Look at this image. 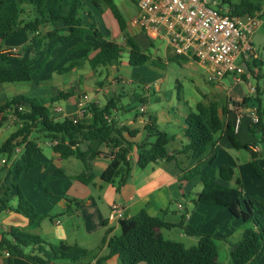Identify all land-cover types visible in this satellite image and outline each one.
Wrapping results in <instances>:
<instances>
[{"label": "crops", "instance_id": "obj_1", "mask_svg": "<svg viewBox=\"0 0 264 264\" xmlns=\"http://www.w3.org/2000/svg\"><path fill=\"white\" fill-rule=\"evenodd\" d=\"M90 1L94 6L93 9L88 8L83 3L86 12L90 13L103 35L106 36L105 29H107L110 32L109 39L113 40L115 34H117L115 37L118 34L122 36L110 13L100 6L96 0ZM25 11L30 13L28 15L29 20L33 19V14L30 12L31 8L26 7ZM136 13L137 9L133 4L129 19L128 21L125 20L126 33L131 36L130 32L132 31L133 36L131 37L138 44L141 51L151 58L153 64L154 61L161 62L160 59L162 58L158 54L160 50L154 46L153 42L145 41V36L132 24ZM58 28H60L59 25L41 26L38 32L45 34ZM258 28L264 30V17L261 18V25ZM38 32L25 31L10 39L0 41V53L10 56L9 61L4 65L10 69H18L25 65V68L36 71L37 75L29 84H34L33 86L38 89L34 90L35 88L32 87L28 90L30 93L24 95L16 93L19 89L16 86L0 85V107L4 102L15 96L37 98L45 101L38 96L39 92L49 85L55 86L52 88L53 94L47 97L46 102L54 100V103L49 107L57 106L63 109L64 116L56 119L57 122H62L67 117L75 116L76 99L82 94H89L92 98L99 100L97 106L99 109L107 104L112 106L113 109L109 117L111 121L119 127L134 132L132 137H129L127 133H123L124 139L132 144L127 155L131 170L128 181L119 190L116 189L115 184L104 183L101 176L112 160V150L107 147H100L101 155L92 161L94 179L88 185H84L75 179L83 170L81 161L74 157L60 158L53 151L49 140L44 138L41 141L39 138L38 145L41 152L37 159L40 165L22 174L18 184L24 175L26 177L29 175L28 183H32L34 186L39 184L41 192L38 191V193L40 195H49L59 199L57 202L58 211L54 213V218H50L47 213L41 212L38 219L30 222L28 218L14 211L17 205L11 208L9 203L7 207L2 206L0 203V242L3 234L8 233L11 229H18L41 237L49 245L55 246L64 243L68 246H78L77 241H72L76 225H78L77 229L82 231L80 239L83 244L90 243L93 240L98 241L100 244L106 232H111V235L119 233V222L110 220L112 209L119 208L125 220H129L139 212L144 211L150 217L159 218L167 224L181 225V227L169 230L161 229L158 233L162 237L163 231L170 233L173 229L179 230V233L174 235V238L177 239L166 240L180 243L183 241L191 242L189 247H192L197 245L198 238L196 234L199 233L211 235L217 241L226 243L227 238L230 236L229 233L234 230L227 228L228 221L231 219L230 215L221 207L197 204V195L202 191L200 177L197 176L187 182L182 179V176L196 166L202 171L211 166L214 168L228 166L234 171V178L231 181L234 179L238 182L242 181L243 169L238 168L241 166L238 165L242 155L241 152L244 151L248 154L243 166L248 165L252 169L250 165L251 155L245 150L233 149L226 137V126H234L238 117L240 121L238 131L234 132L235 137L241 145H247L252 152L256 149L254 153L258 155L259 167L264 172V157L260 155L263 153L264 147L259 143V135H254L249 131L252 125L251 116L256 114V106L248 104L245 107L240 106L235 111L231 107L232 102L237 103L244 98L253 97L255 90L252 93L250 89L254 87V89H259L261 108L264 109V58H260L255 51L256 59L245 64L242 63L245 72L242 81L237 82L232 74L226 75L222 80H214L203 66L190 57L175 56L163 49L161 53L165 65L170 61H175L178 65L191 69L198 65L208 73V91L200 93V102L190 103L186 100H180L178 95L175 98L171 95L168 99L155 96L161 89L158 84L163 83V80L159 77L155 81H148L146 85L137 86L132 79L133 74H135L133 71L135 67L129 66L127 59L125 61L120 60V65L117 67H101L92 71L89 60L97 53V44L91 38L62 44L60 40L65 35L61 34L58 39L46 43L43 55L33 52L31 39ZM78 44L86 46L84 49L74 51ZM150 50L153 51V55L149 53ZM254 61H256L255 64ZM72 64H75V66L71 71L62 72L64 68ZM127 67H131L132 70L128 71ZM120 68L125 69L123 70V72H126L125 76H123ZM68 74L69 77L65 78L64 75ZM54 75H57L56 79ZM226 77L231 78L233 85L226 86L224 84L223 81ZM49 78L50 80H48ZM125 86L126 88H124ZM61 88L62 91H60ZM32 91H36L35 94H32ZM11 93L12 96L9 95ZM60 95H63V97L58 98ZM210 103L217 104L222 129L212 135V143L207 146L200 160H194L191 152L184 150L188 143L184 136L185 119L190 112L195 111L198 104L208 106ZM183 106L184 108L181 109ZM140 108L144 110L142 113L139 112ZM87 117L91 120L90 115ZM151 119L155 121L158 131L163 132L169 138L167 150L172 160H160L141 169L137 165L138 148L143 143H153L155 141V138L149 136L146 130ZM248 121H250V125ZM16 124L15 118L9 111L0 114V146L16 132ZM79 148L81 151L86 149L84 145H80ZM22 154L23 147H17L11 159L5 164L0 174V192L9 178V169L20 163ZM243 158L245 159V156ZM236 168L239 177H236ZM35 169H38L37 172H32ZM244 172H247V170ZM33 173H36V175L32 176ZM42 181L43 184L41 185ZM218 182L222 185L230 183ZM33 206L36 209V205L33 204ZM34 212L36 213V211ZM47 219L49 220L46 221ZM182 244L184 245V243ZM79 246L84 247V245ZM29 251L28 255L36 254L32 247ZM23 255L28 256L24 253ZM107 255L108 250L105 247L102 248L99 256L104 257ZM94 262L95 260L86 261L84 264H94ZM0 264L35 263L25 257L11 256L7 251L0 249ZM47 264L71 263L67 261H48ZM104 264L120 263L117 257H111Z\"/></svg>", "mask_w": 264, "mask_h": 264}, {"label": "trees", "instance_id": "obj_2", "mask_svg": "<svg viewBox=\"0 0 264 264\" xmlns=\"http://www.w3.org/2000/svg\"><path fill=\"white\" fill-rule=\"evenodd\" d=\"M96 1L110 13L122 34L125 46L128 48V65L137 68L153 64L151 58L144 54L134 39L126 33V21L114 1ZM220 2L221 5H227L229 13L235 17L242 18L262 11L261 4L254 3L252 0H239L237 3H233L232 0H220ZM26 7L31 8L30 12L33 14L31 20L28 18L30 13L25 11ZM86 11L85 5L80 0H0V41L25 31L38 32L41 26L59 25L60 28L45 34L38 32L31 39L33 52L43 55L46 43L58 39L61 34L65 35L60 40L62 44L91 38L97 44V53L89 60L91 70L119 66L125 50L109 39V30L105 29L106 36H104L90 13ZM85 46L78 44L74 51L84 49ZM9 59V55L0 53V85L31 83L37 72L25 68V65L18 69L7 68L4 64ZM74 66L75 64L69 65L62 72H69ZM62 97L63 95L58 96V98ZM53 103L54 100L46 102L37 98L15 96L0 107V114L9 111L17 122L16 132L0 146V161L4 159L7 163L15 149L23 147L20 163L9 169V178L6 185L1 188L0 203L7 207L10 200L7 192L15 191L18 204L14 211L28 218L30 222L35 221L39 216L23 197L18 181L22 174L40 165L37 159L41 152L38 145L40 136L49 140L53 151L60 158L74 157L81 161L83 170L75 179L84 185H88L94 179L92 161L101 155L100 147L112 150V160L101 176L104 183L115 184L116 189L119 190L128 181L131 170L127 155L132 144L124 139L123 133L132 137L134 132L117 126L109 119L112 106L107 104L101 109L89 106L87 111L91 120L87 117L89 115H86L74 124L69 118H65L62 122L53 119L49 110V105ZM248 104L256 106L258 117V123H252L249 131L259 135V143L264 147V109L261 108L258 88H255L253 97L244 98L237 103L232 102L231 107L235 111L240 106L245 107ZM19 107H22V112L18 110ZM233 127L226 126V137L230 146L235 150L249 152L250 165L255 177L264 178V172L257 161L258 155L247 145H241L238 142ZM221 129L222 123L217 104L210 103L208 106L198 104L195 111L190 112L185 119L184 136L188 143L184 150L191 152L194 160H200L207 146L212 143V135ZM146 130L149 136L155 138V141L143 143L138 148V167L143 169L160 160L171 161L172 157L168 155L167 150L169 138L158 131L152 119ZM33 134L37 137L31 139ZM80 145L85 146V151L80 150ZM260 155L264 157V149ZM4 167L5 165H0V174ZM197 176L200 177L202 191L197 195L196 203L221 207L228 212L231 219L240 220L244 227L241 240L230 246V264H264V199L243 198L241 201L242 196L238 190L220 184L218 181L227 183L234 178V171L228 166L220 168L211 166L203 171L196 166L186 172L182 179L188 182ZM235 182L239 184L238 181ZM175 227H181V225L167 224L141 211L129 220L119 222L117 235L106 232L100 246L93 251L64 243L49 245L40 237L18 229H11L3 234L0 249L7 251L11 256L25 257L35 264H47L48 261L83 264L93 260H95L94 264H104L111 257H117L120 264H220L217 240L213 236L197 233V245L187 248L180 242L164 239L158 233L161 229L169 230ZM30 247L36 254L24 256L21 250ZM104 247L108 250V255L100 257L99 253Z\"/></svg>", "mask_w": 264, "mask_h": 264}, {"label": "built area", "instance_id": "obj_3", "mask_svg": "<svg viewBox=\"0 0 264 264\" xmlns=\"http://www.w3.org/2000/svg\"><path fill=\"white\" fill-rule=\"evenodd\" d=\"M137 13L132 24L151 42L163 45L165 51L175 56H187L198 62L214 80L233 74L242 81L247 59L257 58L252 36L261 25L262 11L242 18L232 16L228 6L220 0H132ZM254 87L250 91L254 92ZM99 105L97 98L80 95L75 102V116L67 117L74 124L88 115V107ZM20 112L23 111L19 107ZM51 117L64 116L60 107L49 108ZM143 108L139 112H143ZM240 118L236 119L234 132L238 131ZM258 123L256 114L251 116ZM17 149V148H16ZM15 149V150H16ZM254 152L256 149L253 150ZM5 160L0 161L4 166ZM110 220L121 222L125 218L119 208H113Z\"/></svg>", "mask_w": 264, "mask_h": 264}, {"label": "rangeland", "instance_id": "obj_4", "mask_svg": "<svg viewBox=\"0 0 264 264\" xmlns=\"http://www.w3.org/2000/svg\"><path fill=\"white\" fill-rule=\"evenodd\" d=\"M82 3H84L88 8L91 7V9H93L92 7L93 4L90 0H81ZM114 3L116 4V6L118 7V9L120 10L122 16L124 17V19L126 21H128L129 19V13L131 12V9L133 8V2L129 1V0H113ZM233 3H237L239 2V0H232ZM252 2L254 3H258L261 4V10H262V14L260 15V19L264 17V0H252ZM223 8H226L227 5H223ZM255 14V13H254ZM103 22V20H101ZM131 36H133L132 31L130 32ZM117 35V34H115ZM115 35L113 36V40L118 43V45H120L125 52H128V48L125 46V42L123 37L118 34V36L115 37ZM145 41H149L146 37L144 38ZM151 42V41H149ZM252 42H253V47L255 49V51L257 52L258 56L260 58H264V30L263 29H259L256 28L254 31V34L252 36ZM154 46L160 50L159 56H161L162 59H160L161 62L158 61H154V64H148V65H144L142 67H137L134 68V73L132 79L134 80L135 84L137 86L143 84L146 85V83L148 81H155L156 78H160L163 80L162 84H158V86H160V92H157L155 96H158V98L160 97H165L166 99H168L171 95L173 96V98H175L177 95L180 98V100H186L189 101L190 103H193L194 101H201V96L200 93L204 92V91H208L209 87H208V78L209 75L206 72V70L204 68H202L201 66L195 65L194 69L191 68H185L182 67L180 65H178L175 61H170L167 65L164 64V58L162 57V50L164 49L163 45H161L158 42H153ZM149 53L151 55H153V51H149ZM161 54V55H160ZM127 59V53H124L122 55V59L123 61H125ZM248 62H251L252 59H247ZM50 65V63H48ZM122 71L123 76L126 75V72H123V69L120 68ZM128 71H131V67H127ZM230 75V74H229ZM233 75V74H232ZM55 79L57 77V75H54ZM64 77H69L68 75H64ZM50 80V78L48 79ZM224 84L226 86H229L230 84L233 85V83L231 82V78L230 77H226L224 79ZM159 83V82H158ZM52 84V83H51ZM16 86V88L18 89V94H28L30 93L28 90H30L32 87L35 88L33 85L34 84H29V83H16V84H6V86ZM243 86V85H242ZM53 87L55 86H47L44 87L45 89L41 90L38 94L39 97H42V99H44L45 101H47V97L51 96L53 94ZM126 88V86L124 87ZM244 88V87H242ZM60 89V88H58ZM34 90H38V89H34ZM63 89L61 88L60 91H62ZM45 91V92H44ZM14 92V91H13ZM36 91H32V94H35ZM9 95H13L12 93ZM8 96V97H11ZM50 100V99H49ZM136 103V102H133ZM189 103V105H190ZM184 106L181 108L183 109ZM248 124L250 125V121H248ZM34 137H37L35 134H33ZM33 136H31V139L34 138ZM39 140H44V138L42 136L39 137ZM241 157L239 159V166L238 168L243 169V179L242 181H239V184H236V180L234 179L233 181H231L229 184H223L227 187L233 188L238 190L241 193L242 198H240V200L242 201V199H247L250 197H260V198H264V179L262 178H257L254 176L252 169L246 165H244V160L246 161V157H247V153H245L244 151L241 152ZM243 156H245V159L243 158ZM35 169L32 172H37ZM245 170H247V172H244ZM236 171V177H239L238 174V170L237 168L235 169ZM249 172V174H247ZM36 175V173H33L32 176ZM29 180V175L26 177L25 175L23 176V178L21 179V182L18 184L20 190L23 192V195L25 197V200L29 203H31L32 207L33 204L36 205V209L35 207L33 209H35L34 211H36V214L39 215V213L41 212H45L47 213V215L50 218H54L55 217V212L58 211V207H57V202H58V198L56 197H52V196H43L40 195L38 193V191L41 192L40 188H39V184H37L36 186L32 185V183H28ZM45 187V185H44ZM9 206L11 208H14L15 205H17L18 200L16 197V193L13 190H10L9 192ZM243 204V202H242ZM241 204V205H242ZM38 211V212H37ZM49 219H47L46 221H48ZM237 220V221H235ZM230 222V223H229ZM48 223V222H47ZM228 229L232 230L229 233V238H227V242L223 243L221 241H217V248H218V262L220 264H230V258H229V251H230V245H235L237 244L241 238H242V233L244 230V227L242 226V223L240 220L238 219H230L228 221ZM78 225H76V231L74 233L73 236V240L72 241H77L78 243V247L82 248L84 250L90 251V250H95L96 248H98L100 246L98 241H91L90 243L87 244H83V242H81V235H82V231L78 230ZM179 230L177 229H173L171 230L170 233L163 231V237L165 239H171V240H175L177 238H174L175 234H178ZM169 237V238H168ZM41 238V237H40ZM42 239V238H41ZM217 240V239H216ZM179 241V240H176ZM182 243H184V245H186L187 247L190 246L191 242H186L183 241ZM79 245H84V247L79 246ZM46 249H48V247H46ZM29 250H31L30 248L27 249H22L23 253L25 255L29 254ZM82 264V263H81ZM84 264V263H83Z\"/></svg>", "mask_w": 264, "mask_h": 264}, {"label": "water", "instance_id": "obj_5", "mask_svg": "<svg viewBox=\"0 0 264 264\" xmlns=\"http://www.w3.org/2000/svg\"><path fill=\"white\" fill-rule=\"evenodd\" d=\"M243 67H244V65H243Z\"/></svg>", "mask_w": 264, "mask_h": 264}]
</instances>
